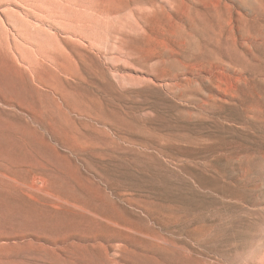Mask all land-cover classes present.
Returning <instances> with one entry per match:
<instances>
[{
	"label": "rangeland",
	"instance_id": "374dc122",
	"mask_svg": "<svg viewBox=\"0 0 264 264\" xmlns=\"http://www.w3.org/2000/svg\"><path fill=\"white\" fill-rule=\"evenodd\" d=\"M56 1L0 0V264H264V0Z\"/></svg>",
	"mask_w": 264,
	"mask_h": 264
},
{
	"label": "bare ground",
	"instance_id": "6f19581e",
	"mask_svg": "<svg viewBox=\"0 0 264 264\" xmlns=\"http://www.w3.org/2000/svg\"><path fill=\"white\" fill-rule=\"evenodd\" d=\"M48 1H49V0H47V3H48V5H49V8H50V9H54L55 5H59V2H57V1H56L57 3H49ZM58 8H60V6H56V7H55V9H58ZM38 46H39V45H38Z\"/></svg>",
	"mask_w": 264,
	"mask_h": 264
}]
</instances>
